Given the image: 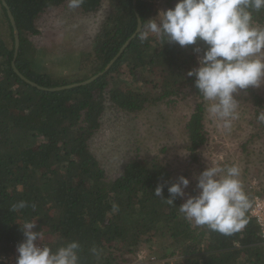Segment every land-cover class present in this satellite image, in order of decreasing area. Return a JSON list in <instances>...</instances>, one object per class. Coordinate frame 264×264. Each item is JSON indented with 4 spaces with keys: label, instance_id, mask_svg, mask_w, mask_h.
<instances>
[{
    "label": "trees",
    "instance_id": "16d2710c",
    "mask_svg": "<svg viewBox=\"0 0 264 264\" xmlns=\"http://www.w3.org/2000/svg\"><path fill=\"white\" fill-rule=\"evenodd\" d=\"M158 1L178 3L137 0L142 21L158 16ZM6 2L20 33L16 67L31 82L54 88L104 74L86 86L59 92L41 91L23 82L12 69L13 28L0 1V260L9 258L23 242L20 226L35 221L34 231L42 230L48 238L43 243L53 250L79 242L80 264H131L152 237L172 243L163 250L164 259L173 249L171 255L182 256L185 264H264L259 229L249 216L251 207L242 231L222 235L187 222L179 211L181 198L174 204L164 200L170 198L168 187L176 181L159 156L130 157L108 176L92 152L109 110L138 115L161 103L172 107L178 99L195 96L200 102L187 120L186 132L191 161L197 162L196 152L208 135L203 99L195 77L188 73L199 67L198 57L207 46L200 42L181 47L151 34L141 41L138 34L107 69L136 31L132 0H82L72 9L84 17L99 14L105 3L111 8L101 14L102 24L77 66V78L52 77L43 72L44 61L30 38L39 35L44 15L68 8L69 0ZM255 19L264 25V11ZM196 47L202 49L199 54L194 52ZM239 95L257 107L252 123L264 141V123L257 120L264 111V98L252 87ZM157 186H163L162 197L154 195ZM251 189L247 196L252 206L255 196L264 198V185L258 191ZM19 201L28 202V207L12 211ZM114 204L118 205L115 212ZM93 246L101 250L99 259L90 251Z\"/></svg>",
    "mask_w": 264,
    "mask_h": 264
},
{
    "label": "clouds",
    "instance_id": "9594fccd",
    "mask_svg": "<svg viewBox=\"0 0 264 264\" xmlns=\"http://www.w3.org/2000/svg\"><path fill=\"white\" fill-rule=\"evenodd\" d=\"M81 2L69 0V7L76 8ZM261 11L264 0H178L174 9L139 22V35L141 41L151 34L181 47L200 42L207 46L198 57L199 67L188 75L195 77V87L207 102L209 117L221 121L224 129H231L238 118L236 95L264 84V25L255 19V14ZM201 51L194 48L197 54ZM257 120L264 123V111ZM240 176L238 165L207 167L198 177L199 193L186 199L179 207L180 213L187 222L225 236L242 231L248 223L245 215L251 203ZM189 185V179L179 177L168 187L170 198L164 200L174 204L177 197H185ZM154 195L162 197L163 186H157ZM26 207L28 202L19 201L11 210L18 212ZM117 210L118 205L114 204L113 211ZM36 227L35 221H25L20 226L24 240L17 247L16 264H80L79 242L72 241L53 250L43 243L44 232L34 231ZM90 251L100 258V249L93 246ZM0 262L5 264L4 258Z\"/></svg>",
    "mask_w": 264,
    "mask_h": 264
},
{
    "label": "rangeland",
    "instance_id": "374dc122",
    "mask_svg": "<svg viewBox=\"0 0 264 264\" xmlns=\"http://www.w3.org/2000/svg\"><path fill=\"white\" fill-rule=\"evenodd\" d=\"M172 5L176 4L158 1L157 15L173 9ZM109 8L110 3H105L99 14L87 17L76 13L71 7L44 15L39 20V35L30 38L44 61L43 72L52 77L61 75L75 80L79 73L77 66L89 47L93 46L99 32L103 19L101 14L108 12ZM252 88L264 98V84ZM239 94L236 95L238 118L232 122L231 129H224L221 121L209 117L207 102L203 100L208 138L206 144L196 152L197 162L191 161L186 132L187 120L200 102L195 96L185 100L176 98L178 102L172 107L161 103L138 115L109 110L100 133L91 145L92 152L102 161L108 176L116 174L130 157L159 156L169 166L176 182L181 176L190 181L185 189V197L181 198L182 204L199 193L198 177L207 167L213 166L238 165L243 189L247 195H251V188L258 191L264 185V141L257 137L258 130L252 123L257 107L252 108L250 102ZM151 239L148 245L140 247L131 264H185L182 256L171 255L173 249L168 250L167 258H162L163 250L172 243Z\"/></svg>",
    "mask_w": 264,
    "mask_h": 264
},
{
    "label": "water",
    "instance_id": "95a60500",
    "mask_svg": "<svg viewBox=\"0 0 264 264\" xmlns=\"http://www.w3.org/2000/svg\"><path fill=\"white\" fill-rule=\"evenodd\" d=\"M3 7L6 9V13L7 16L9 18L10 24L13 28V34H14V40H15V51H14V60L12 62V69L13 72L25 83L31 85L34 88H37L38 90L41 91H46V92H59V91H64V90H70V89H74V88H78V87H82V86H86L92 82H94L96 79H98L99 77H101L103 73H99L98 75L90 78L87 81L81 82V83H74V84H70V85H66V86H62V87H54V88H45L42 87L34 82H31L28 78H26L16 67V59L18 57L19 54V49H20V33L14 18V15L9 7V5L7 4L6 0H0ZM136 4H137V0H132V6L134 8V13L135 16L137 18V28L135 33L132 35V37L123 45V47L120 49L119 53L117 54V56L112 60V62L110 63V65L108 66L107 69H109L114 62L123 54V52L126 50V48L130 45V43L132 42V40L139 34V27H138V23L142 21L137 8H136ZM106 69V71H107ZM105 71V72H106Z\"/></svg>",
    "mask_w": 264,
    "mask_h": 264
},
{
    "label": "built area",
    "instance_id": "2783aa9c",
    "mask_svg": "<svg viewBox=\"0 0 264 264\" xmlns=\"http://www.w3.org/2000/svg\"><path fill=\"white\" fill-rule=\"evenodd\" d=\"M249 216L251 219H254L257 223L259 234L262 239V244L264 246V198L255 196L251 209L249 211ZM39 244V243H38ZM41 246H43L41 244ZM18 257L17 249L13 255L9 258L4 259L5 264H16V260Z\"/></svg>",
    "mask_w": 264,
    "mask_h": 264
}]
</instances>
